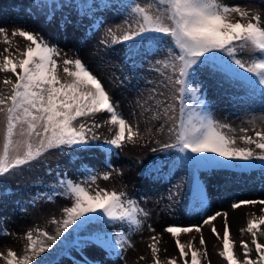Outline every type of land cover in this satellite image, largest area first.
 I'll return each instance as SVG.
<instances>
[{"label": "snow or ice", "instance_id": "snow-or-ice-1", "mask_svg": "<svg viewBox=\"0 0 264 264\" xmlns=\"http://www.w3.org/2000/svg\"><path fill=\"white\" fill-rule=\"evenodd\" d=\"M36 4L52 9L47 14L49 19L57 8L75 7L87 16L92 8L98 6L89 0H68V3L64 0H36ZM154 5L158 6L154 8ZM100 6L125 9L128 11V20L135 22L136 26L130 25L119 38V43L126 45L125 58L133 66H136L137 59L161 52L167 41L166 56L156 60L152 66L162 79L155 82L147 98L142 103L138 102V107L142 109L141 115L153 112L154 107L152 120L163 117L165 123L172 122L168 132L173 142L162 143L159 149L153 148L152 151L175 150L176 155L169 160L157 158L150 165H145L144 174L155 173L157 178H170L178 169L190 173L192 183L188 199L193 210L202 213L207 208V193L198 178L201 170L260 168L264 172V131L255 133L257 139L241 137L246 144H254L259 151L236 146L235 139L223 131L225 128L231 131L230 126L215 120L209 111L202 83L203 77L216 79L229 86L242 88L248 95L264 101L262 17L255 14L249 19L247 11L229 6L222 0H153L147 6H142L140 0H103ZM233 14H238L246 22H233ZM11 35L23 37L29 43L22 52L17 49L22 58L14 60L9 33L5 27H0V37L9 45L4 49L6 54H0L3 55L0 72L15 75V80H4L5 86H10V94L0 93V179L13 170L37 161L51 149H72L83 153L95 148L104 152L106 157L108 153L121 148L125 141L134 142L139 137L138 126L131 124L118 111V106L100 79L79 58L63 60V72L71 79L61 80L56 59L61 51L57 46L22 28L12 31ZM107 35H113L111 28L107 30ZM238 51L246 52L249 60L239 58ZM156 65H162L170 71L161 72ZM101 112L109 116L104 123L117 127L114 137L103 142H100L101 138L95 132L102 125L95 121L85 123L89 117ZM260 119L264 120V117ZM163 128L162 124L160 130ZM107 166L111 167L110 164ZM82 174L85 178L82 182H74L63 174L58 176V183L40 197L48 201L56 196L73 200L71 206L63 207L62 220H52V223L59 225L56 234L50 235L40 229L28 231L25 254L18 257L16 252L9 250L4 256L6 264H60V260L73 250L82 253L89 245L101 248L108 254L117 251L123 253L124 245L129 243L126 235L110 232L108 226H123L127 223L130 228H139L142 221L137 214L142 213L144 217L149 214L138 208L136 201L126 199L124 192L98 188L92 194L83 185L95 184L97 175L90 169H85ZM109 178V173L105 172L103 179ZM184 182L181 177L169 189V200L181 196ZM257 203L264 205V200H243L233 203L232 207L236 209ZM220 215V212H216L204 217L202 224L169 226L165 231L174 237L179 232H191L193 228L200 232L203 224H210ZM223 215V251L219 255L228 264H264V243L257 242V232L254 231L258 224L264 225V216L259 217L258 222L255 219L248 221L247 232L253 237L256 259H251L248 243L241 241L244 250L241 262L233 252L234 242L230 241L227 213ZM243 231L241 229V234ZM34 232L37 234L35 237ZM212 233L219 238L215 226ZM66 234L72 236L69 242L71 247L65 243L68 240ZM152 239L155 241L156 237ZM205 243L201 236L200 245ZM176 246L180 256L185 258L184 264H201L199 250L194 249L192 244L188 246L190 261L187 259L189 253L178 238ZM150 248L153 257H157V244L154 242ZM204 255H207L206 250ZM80 264H89L88 258L82 256ZM91 264L96 262L92 261ZM156 264H160L158 259ZM170 264H175V260H171Z\"/></svg>", "mask_w": 264, "mask_h": 264}, {"label": "rangeland", "instance_id": "rangeland-1", "mask_svg": "<svg viewBox=\"0 0 264 264\" xmlns=\"http://www.w3.org/2000/svg\"><path fill=\"white\" fill-rule=\"evenodd\" d=\"M68 3V0H64ZM98 5L83 15L75 7L57 8L51 19L48 13L52 9L38 7L36 0H0V27H5L11 41L10 50L13 59L19 57L20 52L26 50L28 41L23 37L12 36V31L17 28L32 31L47 40L50 44L57 46L61 55L56 57L58 61V72L61 80H69L63 72V60L79 58L84 65L96 75L112 101L118 106V111L134 126L139 128V137L134 142L125 141L121 148L105 153L100 149H92L88 152H73L65 155L57 150L51 149L45 152L37 161L30 165L16 169L11 174L0 179V264H6L4 256L9 250L17 253L18 257L25 254L27 248V232L34 229L46 231L55 235L59 225L52 220L64 218L63 207L71 206L73 200L70 197L56 196L52 201L40 199L48 193L57 183V177L66 175L74 182L84 181L82 174L85 169H90L97 175L95 184L85 183L92 194L96 189H107L109 192H124L126 199L137 202L138 208L143 209L149 215L144 217L138 213L142 223L139 228L129 227L127 223L123 226H108V230L114 233L126 235L129 243L124 245L123 253L119 251L108 254L105 250L94 245H89L84 252L73 250L60 260V264H80V258L86 256L89 264H170L171 260L184 262L176 246V239L185 246V251H191L189 244L199 250L198 255L201 264H228L219 255L223 251L224 213L230 232V241L234 242L233 252L235 257L242 261L244 250L241 241L252 244L253 252L255 246L252 243V235L247 232V224L251 219L259 221L264 216V205L249 204L234 209L233 203L243 200H264V172L260 168L253 169H204L198 174L199 180L205 187L207 193V208L204 212L193 210L189 197L192 176L183 169L176 170L170 178H157V176L141 175L142 168L150 165L157 158L169 160L175 157V150L168 152L156 151L162 143L173 142L170 138L168 128L172 122L165 123L162 117L152 120L153 112L141 115L142 109L138 102L147 98L155 82L162 77L153 71L152 66L156 60L163 59L167 54V41L164 49L159 53H153L144 59H137L136 66L125 58L126 45L119 43V38L124 31L135 27L134 21L128 20V11L125 9H109L102 5L103 0H89ZM142 6L152 4L153 0H140ZM229 6L239 7L252 15L259 14L264 20V0H222ZM158 5H154V8ZM233 22L239 20L246 22L233 14ZM254 22V21H253ZM111 28L113 35H107ZM106 41L105 43H102ZM9 47L0 37V54ZM238 57L249 60L246 52L238 51ZM22 58V57H19ZM3 55H0V63ZM72 67V66H70ZM161 72H168L162 65H156ZM19 71V69H17ZM15 80L12 73L0 72V93L10 92V86H5L4 80ZM203 94L207 101L209 111L215 120L227 124L228 128L223 131L233 137L238 147H251L254 144H246L241 137L250 136L257 139L255 133L264 131V101L258 97L248 95L244 89L232 87L221 83L216 79L203 77ZM135 113V114H133ZM177 117L179 106L177 105ZM109 116L106 112L98 113L89 117L85 123L92 121L101 124L95 132L100 136V142L114 137L116 126L104 123ZM164 128L161 129V125ZM111 129V131H109ZM246 129L247 131H241ZM0 146H2V134H0ZM259 151V149H255ZM259 163V162H257ZM107 164H110L109 168ZM109 173L108 180L103 179V174ZM184 178V190L181 196L174 200L168 199L169 189L179 180ZM35 201V202H33ZM220 212L210 224H203L201 231L193 228L191 232H179L176 237L165 231L169 226L190 227L202 224L206 216ZM151 226V229L149 228ZM215 226L220 236L217 238L212 233ZM154 229V230H153ZM243 229V234H241ZM254 231L257 232L256 240L263 243L264 225H259ZM6 233V234H5ZM37 234L34 232V237ZM68 237L71 236L66 234ZM203 236L205 245H200ZM153 237L156 240L153 241ZM63 239V238H62ZM67 241V240H66ZM65 241V242H66ZM157 244L159 252L153 257L150 245ZM205 250L207 255L205 256Z\"/></svg>", "mask_w": 264, "mask_h": 264}, {"label": "trees", "instance_id": "trees-1", "mask_svg": "<svg viewBox=\"0 0 264 264\" xmlns=\"http://www.w3.org/2000/svg\"><path fill=\"white\" fill-rule=\"evenodd\" d=\"M81 2H84V0H81ZM8 94H10V92L6 93L4 95H8ZM54 150H57L60 153L68 155V156H69V154H73V152H74L72 149H64L63 151H61L60 149H54ZM143 169L144 168H142L141 175H143V176H152V177L156 176L155 173H152L151 175L144 174ZM71 239H72V236H69L68 240L65 242L66 244H68L69 247H71V244L69 243ZM252 240H253V237H252ZM263 243H264V239H263ZM61 246L63 247V245H61ZM248 246H249V249H250V257H251V259L255 260L256 259V253L253 252V246H252V244H248ZM190 259H191V257H190ZM175 264H184V262L182 263V262H179L178 260H175Z\"/></svg>", "mask_w": 264, "mask_h": 264}]
</instances>
